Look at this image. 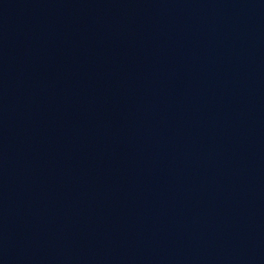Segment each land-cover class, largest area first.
Returning a JSON list of instances; mask_svg holds the SVG:
<instances>
[{
    "label": "water",
    "instance_id": "obj_1",
    "mask_svg": "<svg viewBox=\"0 0 264 264\" xmlns=\"http://www.w3.org/2000/svg\"><path fill=\"white\" fill-rule=\"evenodd\" d=\"M123 264H264V0H137Z\"/></svg>",
    "mask_w": 264,
    "mask_h": 264
}]
</instances>
